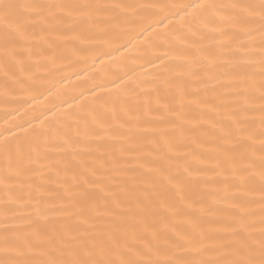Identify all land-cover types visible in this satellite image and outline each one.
<instances>
[{
  "label": "snow or ice",
  "instance_id": "6c2138e0",
  "mask_svg": "<svg viewBox=\"0 0 264 264\" xmlns=\"http://www.w3.org/2000/svg\"><path fill=\"white\" fill-rule=\"evenodd\" d=\"M121 21L175 63L0 134V264H264V0H0L4 88L27 87L24 53L108 55L77 45L118 43Z\"/></svg>",
  "mask_w": 264,
  "mask_h": 264
},
{
  "label": "bare ground",
  "instance_id": "6f19581e",
  "mask_svg": "<svg viewBox=\"0 0 264 264\" xmlns=\"http://www.w3.org/2000/svg\"><path fill=\"white\" fill-rule=\"evenodd\" d=\"M124 2L139 3L141 0ZM156 2L184 5L193 3V0ZM171 27L178 28L179 25L174 23ZM116 30L121 33L118 43L77 45L80 48H103L109 53L99 60H95L93 52L74 53L70 47L61 49L65 59L55 64L38 51H34L31 58L24 53L26 63L32 65L30 72L22 77L27 87L11 85L6 90L3 86L4 74L0 70V134L13 128L23 136L20 125L29 131L33 128L54 129L60 127L59 122L67 114L85 115V111L93 106V101L100 97L105 100H114L118 96L123 98L125 90L132 97L137 93L143 94V89L137 85L150 83L162 67L161 60L175 63L170 59V45L159 39L162 32L149 30L141 34L139 24L124 21ZM255 39L259 41V33ZM117 48L119 51L115 50ZM88 118L91 119L90 116Z\"/></svg>",
  "mask_w": 264,
  "mask_h": 264
}]
</instances>
